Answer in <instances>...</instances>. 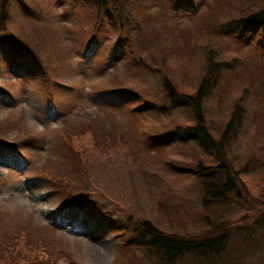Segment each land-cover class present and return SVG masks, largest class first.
I'll use <instances>...</instances> for the list:
<instances>
[{
	"label": "rangeland",
	"instance_id": "1",
	"mask_svg": "<svg viewBox=\"0 0 264 264\" xmlns=\"http://www.w3.org/2000/svg\"><path fill=\"white\" fill-rule=\"evenodd\" d=\"M106 2L112 11L86 0H0V238L22 230L49 241L47 254L21 242L14 264H155L125 242L142 220L199 236L212 217L226 224L264 207V50L220 28L264 0H198L196 10ZM208 55L227 66L221 94L208 98L210 126L246 91L234 143V168L250 162L240 205H204L194 166L210 157L167 137L193 124L190 107L175 102L194 93ZM256 255L264 264V249Z\"/></svg>",
	"mask_w": 264,
	"mask_h": 264
},
{
	"label": "trees",
	"instance_id": "2",
	"mask_svg": "<svg viewBox=\"0 0 264 264\" xmlns=\"http://www.w3.org/2000/svg\"><path fill=\"white\" fill-rule=\"evenodd\" d=\"M106 1L89 0L87 2H94L100 8L112 11L113 7H109ZM173 1L176 2L175 6L177 4L180 8L185 3L192 8L198 0ZM220 28L223 31L232 29L230 31L245 39L253 37L258 45L264 46V5L243 16L223 22ZM13 46L15 47L14 44ZM225 65L224 61L219 62L218 59L208 55L205 72L198 81L194 93L175 102L178 105L190 107L193 124L183 128L174 126L167 135V137L177 136L184 141L196 142L210 157L208 162L199 161L194 166V173L200 180L204 205H240L246 201L239 173L248 170L250 162H246L241 168H234L236 160L234 143L243 132L241 130L248 119V108L245 103L246 91L242 93L228 117L220 122L219 127L214 129L209 125L208 98L212 92L217 90L219 95L221 94L219 85L225 77L224 73L227 68ZM164 84L167 92L171 93L170 84L166 81ZM120 91L122 92L118 89L115 92ZM174 99L175 97L172 98L173 102ZM143 103L149 104L147 100H143ZM140 104L142 103L137 102L135 106L141 108ZM89 200L91 199L86 196L81 199L85 206ZM210 220L212 221H207V226L210 228L206 235L187 236L165 232L150 220L144 219L125 242L134 240L136 246L143 250V254L152 257L155 264H177L183 257H188L191 264H196V262L202 264H261V261L254 262L251 258L252 256L259 257L256 254L264 249V207L249 219L244 216L235 222L226 224L217 218L212 217ZM21 242L24 247H27L26 253H49L48 238L39 235L31 239L27 233L20 230L10 239L0 238V264H14V259L20 253L19 244ZM34 262L35 260H30L28 264H53L52 262Z\"/></svg>",
	"mask_w": 264,
	"mask_h": 264
}]
</instances>
